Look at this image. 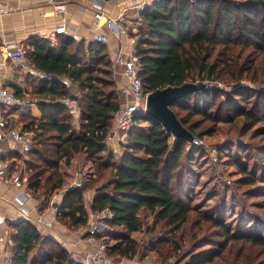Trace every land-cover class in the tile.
I'll list each match as a JSON object with an SVG mask.
<instances>
[{
  "label": "trees",
  "instance_id": "16d2710c",
  "mask_svg": "<svg viewBox=\"0 0 264 264\" xmlns=\"http://www.w3.org/2000/svg\"><path fill=\"white\" fill-rule=\"evenodd\" d=\"M138 17L136 31L129 36L134 38L144 92L197 80L203 84L170 107L192 134L190 139L174 137L140 107L134 112V125L119 141L118 156L106 140L113 112L120 106L110 54L103 43L76 45L67 34L52 40L37 34L28 38L27 56L40 76L27 93L37 101L40 115L21 118L22 130L34 133L24 160L28 189L46 197L61 188L62 160L84 155L92 176L82 186L65 189L58 215L68 225H86L84 192L93 188L90 210L111 213L100 220L104 235L113 240L106 241L108 254L126 259L139 252V241L131 232L143 226L141 211L147 209L156 219L171 223L185 221V200L175 196L173 172L191 163L203 133L211 134L218 122L238 118L250 130L264 115V89L243 83L264 84V0H153ZM230 83L235 84L231 90L219 87ZM246 89L253 98L246 96ZM205 122L211 125L196 132ZM215 223L223 236L218 251L237 240L264 248V235L234 233L221 220ZM87 235L101 237L94 230ZM12 240L9 264H81L30 223L16 225ZM172 241L166 237L149 244L159 256H170L180 248ZM187 262L204 264L205 257L191 253ZM255 264H264V259Z\"/></svg>",
  "mask_w": 264,
  "mask_h": 264
},
{
  "label": "rangeland",
  "instance_id": "374dc122",
  "mask_svg": "<svg viewBox=\"0 0 264 264\" xmlns=\"http://www.w3.org/2000/svg\"><path fill=\"white\" fill-rule=\"evenodd\" d=\"M131 24L130 28L128 27V35L131 31H136V21H132ZM26 62L30 64L28 56ZM26 81L32 88L37 83V78L34 74L28 73ZM198 82L201 81L197 80L195 83ZM243 83L249 84L248 88L264 89V84L258 85L249 80H243ZM234 86L235 84L231 83L219 84V87L228 90ZM75 91L77 92V89ZM244 92L246 96L252 95L248 89ZM218 98H221V95ZM127 101L133 100L120 94V104ZM139 103L143 108L144 100H139ZM11 125L19 128L18 122L12 121ZM210 125V122H205L196 128V132L204 131L202 129ZM214 126L211 134L203 133L201 139L197 140L194 147L196 153L191 163H186L173 172L175 196H181L185 200L187 214L185 221L171 223L156 219L147 209L141 211L143 226L140 230L131 232L139 241V252L132 258L133 260L151 264H188L191 253L204 256V264H255L264 259V248L245 240H237L226 249L218 251L223 236L221 228L215 223L221 220L234 233L264 235V115L250 130H247V124L242 118L232 122H218ZM117 136L123 138L124 132L120 131ZM115 148L114 151L119 156L121 153L119 145ZM73 158L72 162L66 163L69 166L64 167L67 170L66 183L71 184L77 178L82 186L89 182L87 179L92 176V166L90 161L84 159V155ZM243 168L246 169V173L242 172ZM252 178H255V181H252ZM46 200L45 205H49L52 200L51 193L46 195ZM77 227L75 226L76 229ZM94 231L99 232L100 238L104 241L113 242L104 235V227L97 226ZM166 237L175 240L172 241L173 245L176 242L180 248L172 250L170 256L166 252L159 256L150 247L149 241ZM160 246L162 250L166 249L164 244ZM162 256H168L167 260L162 261ZM113 258L115 261L119 259Z\"/></svg>",
  "mask_w": 264,
  "mask_h": 264
},
{
  "label": "crops",
  "instance_id": "0c3cea01",
  "mask_svg": "<svg viewBox=\"0 0 264 264\" xmlns=\"http://www.w3.org/2000/svg\"><path fill=\"white\" fill-rule=\"evenodd\" d=\"M0 1L4 6L10 7L9 10L0 14V84L13 91L20 89L23 93L21 96L25 98H29L27 91L31 89L26 81L27 74L40 76V73L33 68L31 63L26 62V58L22 63L14 62L5 57L4 51L8 46L14 44L28 46L27 41L31 35L37 34L52 40L58 34L55 33V27L59 22H62L66 28L64 34L72 36L76 43L90 42V38L96 31L107 34V42L104 45L108 52L118 48L128 51L133 47V37L129 35L119 37L109 32L103 19L97 25L95 24L94 0H65L62 13H58L54 4L49 0ZM136 1L140 0H102L100 5L106 15L120 16L130 27L132 21L139 19L132 8ZM56 3L58 2L56 1ZM113 73L119 89L125 83L122 66L113 64ZM30 100H33L32 104L22 108H13L5 113L10 127L15 128L14 125H11V122L14 121L18 122V129H23L21 119L23 114L35 117L40 115L37 101ZM113 131L114 124H112V129L106 140L108 145L116 150L115 147L119 144L120 138L116 134L113 135ZM74 156H71L69 161L72 162ZM21 157H23V153L18 143L9 138L0 141V160L8 159L10 161L5 172L0 170V264H9L13 246L12 235L16 225L22 222L32 224L42 236L51 238L55 246H60L69 253L70 258L76 259L83 249L89 247L85 239L86 233L94 230L97 226L100 228L104 225L101 221L94 225L88 217L87 224L78 226L76 229L74 225H68L60 219L57 208H54L52 204L56 203L59 206L65 189L76 185L77 180L76 178L71 184L66 183L67 174L65 172L67 170L64 167L67 168L69 165H66L64 160L60 163L64 183L61 188L51 193L52 200L49 205H45L47 201L45 195L28 189L27 179L23 180L21 185L14 183V179L18 176L28 178L26 170L19 173L17 162ZM93 194L94 190L90 187L84 192L88 214L91 211L89 206Z\"/></svg>",
  "mask_w": 264,
  "mask_h": 264
},
{
  "label": "built area",
  "instance_id": "2783aa9c",
  "mask_svg": "<svg viewBox=\"0 0 264 264\" xmlns=\"http://www.w3.org/2000/svg\"><path fill=\"white\" fill-rule=\"evenodd\" d=\"M49 1L54 4L58 13L63 12L65 0ZM56 1L58 3H56ZM152 1L153 0L136 1L133 4L134 6L132 8L139 16V12ZM94 2L95 8L93 17L95 20V24L97 25L99 21L103 19L105 27L109 32L119 37L128 36V26L126 25L123 18H121L120 16L112 17L110 15H106L102 11L100 5L102 0H94ZM9 9L10 7L4 6L0 1V14ZM54 30L55 33L58 34L66 33L65 25L62 22H59ZM90 41L104 44L107 42V34L95 31L93 36L90 38ZM27 52L28 46L24 44H14L8 46V48L5 49L4 55L6 58L14 62L22 63L26 58ZM109 54L114 64L122 66L123 75L125 77V83L119 88L120 94L127 98L130 97L133 100L120 104V106L113 112V135H117L118 133H120V131L125 133L127 129L134 125V112L141 106L139 100L143 99L145 106V100L148 93H145L143 90L142 81L139 75V59L136 53L134 52L133 47L131 50L128 51L122 50L120 48L111 49L109 51ZM32 103L33 100L17 95L12 89L0 84V141L9 138L19 144V147L23 153V157H21L17 162L19 173H22L23 170H25L24 160L27 158V152L33 146L34 133L32 131L10 127L8 125V118L5 113L10 109L22 108ZM9 165L10 161L8 159L0 160L1 171L5 172ZM26 179L27 178L25 176H18L14 179V183L17 185H21L22 181ZM76 185L80 186V181L76 180ZM110 216L111 213H109L108 211H90L88 214L89 219L94 225H97L103 217ZM85 239L89 247L83 249L76 258V260L81 264H151L148 262H139L133 259L128 260L126 258H119L115 261L114 258L110 254H108V247L106 241L94 235H87Z\"/></svg>",
  "mask_w": 264,
  "mask_h": 264
},
{
  "label": "water",
  "instance_id": "95a60500",
  "mask_svg": "<svg viewBox=\"0 0 264 264\" xmlns=\"http://www.w3.org/2000/svg\"><path fill=\"white\" fill-rule=\"evenodd\" d=\"M202 86V82H186L149 92L146 96L144 112L161 122L174 137L190 139L192 134L181 124L170 107L176 100ZM52 206L57 208L58 205L54 203Z\"/></svg>",
  "mask_w": 264,
  "mask_h": 264
}]
</instances>
